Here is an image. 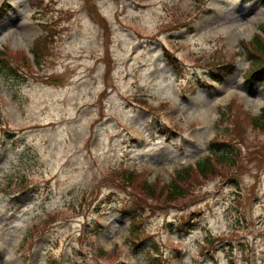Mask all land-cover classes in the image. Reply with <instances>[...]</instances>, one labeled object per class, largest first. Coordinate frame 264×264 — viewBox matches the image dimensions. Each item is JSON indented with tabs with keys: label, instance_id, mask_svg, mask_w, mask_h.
Masks as SVG:
<instances>
[{
	"label": "rangeland",
	"instance_id": "1",
	"mask_svg": "<svg viewBox=\"0 0 264 264\" xmlns=\"http://www.w3.org/2000/svg\"><path fill=\"white\" fill-rule=\"evenodd\" d=\"M1 3L10 8L0 20V50L24 68L0 76V264H148L153 255L162 264H264V134L243 142L240 129L264 107V85L242 76V44L264 22V5ZM46 37L52 55L28 67L24 56ZM215 56L234 65L221 83L207 78ZM224 128L241 151L238 166L218 165L220 174L192 185L182 205L134 206L110 177L128 168L146 182H168L206 155ZM129 211L149 234L137 249L128 241Z\"/></svg>",
	"mask_w": 264,
	"mask_h": 264
},
{
	"label": "trees",
	"instance_id": "2",
	"mask_svg": "<svg viewBox=\"0 0 264 264\" xmlns=\"http://www.w3.org/2000/svg\"><path fill=\"white\" fill-rule=\"evenodd\" d=\"M260 2L264 4V0H260ZM49 26L50 25H44V29L46 31L49 30ZM260 29L264 33V22ZM49 38L50 37H46L35 42L32 53L36 64L44 62L46 56H51L52 53L50 52L49 44L47 43ZM244 50L249 59L247 75L250 73L245 79L248 82L264 79V37L258 33L255 34L249 43L244 44ZM8 57L10 56L0 53V73L8 75L9 78L18 73V71H21L24 67L10 63L5 59ZM26 61L27 58L24 56L23 62L26 63ZM28 67H30V65H28ZM213 76L216 78L218 74H214ZM232 108L231 105L227 106V109ZM225 115L226 113H222L220 114V117L223 118ZM251 120L252 137L255 138L253 135L254 133H264V108L261 109L260 114L252 117ZM240 129L243 135V127H240ZM228 130L229 129L224 128L220 134H217L216 137L213 138L212 143L209 145V154L196 161L194 165L189 164L181 167L175 172L174 177L171 178L169 183L160 184L156 181L153 183L146 182L145 180L140 181L138 180L137 172L133 170H123L122 184H126L127 186L131 185L148 205H154V203L162 205L183 204L185 201L189 200L190 197L188 196L192 195L190 190L193 192L195 188L192 185L203 184L210 176L220 174L219 170L221 168H219L218 165H222L223 168H235L238 166L237 164L240 162L241 151L233 145V143L229 142L228 139H224V136L228 135ZM221 137L222 139H220ZM112 175L116 176L115 173ZM142 198H140V200H142ZM141 220V217L137 214H134L131 220L130 238L128 241L134 247L138 246L137 242H139L144 236V233L141 232V228L138 225ZM48 222L49 221L46 220V223ZM180 228L182 227H179V229ZM213 240H216V238L214 237ZM96 255L103 257L104 255L110 256V253L98 249ZM149 264H162V262L153 256V258L150 259Z\"/></svg>",
	"mask_w": 264,
	"mask_h": 264
}]
</instances>
